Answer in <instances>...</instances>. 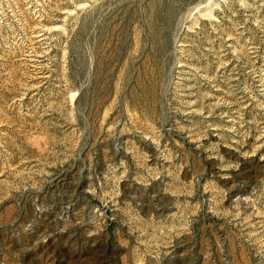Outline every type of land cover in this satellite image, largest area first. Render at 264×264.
I'll list each match as a JSON object with an SVG mask.
<instances>
[{"label": "rangeland", "instance_id": "1", "mask_svg": "<svg viewBox=\"0 0 264 264\" xmlns=\"http://www.w3.org/2000/svg\"><path fill=\"white\" fill-rule=\"evenodd\" d=\"M0 264H264V0H0Z\"/></svg>", "mask_w": 264, "mask_h": 264}]
</instances>
